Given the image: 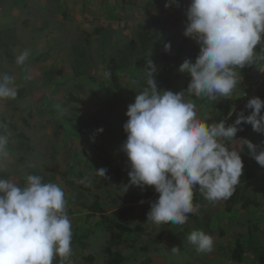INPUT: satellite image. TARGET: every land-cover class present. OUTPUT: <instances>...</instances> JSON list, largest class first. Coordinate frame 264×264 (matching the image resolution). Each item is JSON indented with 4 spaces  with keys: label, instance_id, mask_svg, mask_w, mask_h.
<instances>
[{
    "label": "rangeland",
    "instance_id": "obj_1",
    "mask_svg": "<svg viewBox=\"0 0 264 264\" xmlns=\"http://www.w3.org/2000/svg\"><path fill=\"white\" fill-rule=\"evenodd\" d=\"M167 3L169 0H0V73L10 76L13 69L25 73L24 82L40 83L31 96L24 92L15 99L0 100V134L9 138V157L0 168V178L23 187L27 175L35 174L62 187L73 233L68 264H107L109 247L124 257L121 264H264V167L246 145L241 153L244 171L230 210L226 200L212 204L197 191L194 204L198 208L184 225H155L147 222L151 203L159 196L154 186H131L126 192L130 167L122 151L127 139L123 125L128 106L148 87L144 72L148 60L156 66L159 90L186 91L191 77L179 67L186 59L194 62L200 50L194 39L184 35L190 0L165 7ZM139 31L152 36L157 45L143 51ZM21 40L35 51L19 67L13 64L12 47ZM166 43L171 44V55L176 58L159 62L158 47ZM126 46L133 47L134 55L129 67L119 68L117 51ZM261 70L264 54L257 65L236 69L239 82L231 98L186 99L196 104L201 121L231 125L241 113L251 114L252 109L246 108L251 98L264 100ZM164 79H169V86ZM20 88L24 86L16 87ZM239 127L242 130L236 140L246 138L258 151L264 150V133L247 123ZM101 128L102 133L97 131ZM226 143L229 147L234 144ZM100 168L107 169V178L96 174ZM93 194L105 209L104 218L73 201L78 195L91 203ZM135 195L149 197L132 202ZM126 207L132 210L125 217L115 214ZM114 222L132 229L117 245L110 239L109 227ZM193 230H203L214 238L212 253H197L187 240ZM237 239L245 247L241 262L233 258ZM173 247L180 248L179 254L171 253ZM53 264H59V258Z\"/></svg>",
    "mask_w": 264,
    "mask_h": 264
},
{
    "label": "clouds",
    "instance_id": "obj_2",
    "mask_svg": "<svg viewBox=\"0 0 264 264\" xmlns=\"http://www.w3.org/2000/svg\"><path fill=\"white\" fill-rule=\"evenodd\" d=\"M173 3L177 0L165 7ZM186 16L184 35L200 46L195 61L186 59L179 67L191 77L186 91L159 90L157 69L149 59L144 69L148 87L128 106L123 125L127 139L122 151L130 167L126 192L131 186H154L159 196L151 203L147 222L155 225H184L198 208L197 191L212 204L229 199L243 175L245 145L264 167V150L246 138L236 140L243 123L264 133V100L251 98L246 105L251 114L241 113L227 125L201 121L196 104L186 99L232 97L239 82L236 69L257 65L258 45L264 53V0H190ZM164 47L171 50L170 43ZM29 55L24 50L16 64L24 66ZM13 85V77L0 73V100L16 98ZM8 144V135L0 134V168L9 157ZM106 173L105 168L96 169L100 177L107 178ZM72 235L66 194L59 184L35 174L27 175L23 187L0 178V264H53L56 258L68 264ZM187 240L197 253L214 251V238L203 230H193ZM179 252V247L171 249L172 254Z\"/></svg>",
    "mask_w": 264,
    "mask_h": 264
},
{
    "label": "trees",
    "instance_id": "obj_3",
    "mask_svg": "<svg viewBox=\"0 0 264 264\" xmlns=\"http://www.w3.org/2000/svg\"><path fill=\"white\" fill-rule=\"evenodd\" d=\"M137 37H138V41L139 44L141 46V49L143 51H146L147 49H150L154 46L157 45V41L150 35H147L146 33L139 31L137 32ZM133 47L132 46H126L124 49H120L118 50V54H117V59H118V66L119 68H127L130 66L131 64V59L134 55L133 53ZM256 51L260 54H264L261 53V49L259 47H257ZM158 53H159V62H170V59H175L176 56L171 55L170 51H166L164 45L161 47H158ZM175 55H178V53H176ZM176 62L177 59H176ZM77 66L80 65V62L77 61ZM76 66V67H77ZM165 83L167 84V86L170 85V81L169 79H164ZM25 92V89L20 88L17 90V96H21L23 93ZM237 191H234V194L226 200V207L227 210L231 209V200L234 199L236 197ZM149 195H135L132 198V202H136L142 199H146L148 198ZM73 201L75 204L77 205H81L83 207H85L90 214H96V213H101L102 214V218H104L106 216L105 214V209L101 206V203L99 201V196L97 194H93L92 197V202L91 203H86L83 201V199L78 196V195H74L73 196ZM244 206H247V202L244 201L243 202ZM131 207H126V208H122L119 210H115V214L119 215L120 218H122L123 216H126V213H129L131 211ZM132 229L125 224H121V223H117L114 222L113 224H111V226L109 227V231H110V239L111 242L114 245L119 244L120 242H122V238H123V234L127 231H131ZM108 253L111 254L107 264H121L124 261V257L117 251L113 252L111 251V247L108 248ZM245 253V247L243 245V243L240 240H236L235 241V245L233 248V258L234 260H236L237 262H241L242 258H243V254ZM150 260H148L147 262H149Z\"/></svg>",
    "mask_w": 264,
    "mask_h": 264
},
{
    "label": "crops",
    "instance_id": "obj_4",
    "mask_svg": "<svg viewBox=\"0 0 264 264\" xmlns=\"http://www.w3.org/2000/svg\"><path fill=\"white\" fill-rule=\"evenodd\" d=\"M13 54L15 55V57H17L18 55H20L24 50H29V52L31 53L32 51H35V47L34 46H28L26 44H24V42L21 40L20 42H17L13 47ZM16 63V59L15 62H13V64ZM20 67V66H19ZM11 74L10 76L14 78V87L16 88L17 86L23 85L24 89H25V93L27 94L26 97L31 96V94H33V91L36 89V87L38 85H40V83H36V82H32V83H27L24 82L27 78L24 79V72H17L13 69H11ZM15 78H19V80L15 79ZM244 255V254H243Z\"/></svg>",
    "mask_w": 264,
    "mask_h": 264
}]
</instances>
